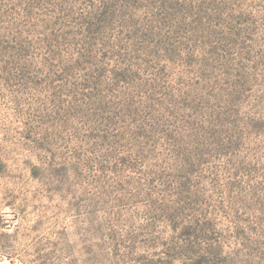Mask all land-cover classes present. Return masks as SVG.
Instances as JSON below:
<instances>
[{
	"label": "rangeland",
	"instance_id": "rangeland-1",
	"mask_svg": "<svg viewBox=\"0 0 264 264\" xmlns=\"http://www.w3.org/2000/svg\"><path fill=\"white\" fill-rule=\"evenodd\" d=\"M0 264H264V0H0Z\"/></svg>",
	"mask_w": 264,
	"mask_h": 264
}]
</instances>
